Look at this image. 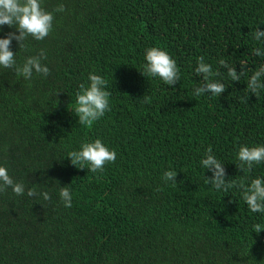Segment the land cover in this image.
Returning a JSON list of instances; mask_svg holds the SVG:
<instances>
[{
	"label": "trees",
	"instance_id": "obj_1",
	"mask_svg": "<svg viewBox=\"0 0 264 264\" xmlns=\"http://www.w3.org/2000/svg\"><path fill=\"white\" fill-rule=\"evenodd\" d=\"M60 4L46 38L10 49L18 65L45 50L50 74L25 80L0 67V166L25 186L21 196L0 192V264H264V231H253L264 213L237 188L215 190L199 163L211 147L226 181L264 179V163L236 167L240 146L264 145V89H246L264 64L253 54L264 50L253 38L264 0H41L49 12ZM15 31L0 26V38ZM150 47L176 61L175 86L140 74ZM200 56L220 72L218 97L193 95ZM220 59L244 70L239 82ZM90 73L108 82L111 110L85 127L72 110ZM97 138L115 162L102 173L72 166L67 153ZM168 170L176 184L162 179ZM69 185L65 208L59 188ZM30 188L50 200L28 197Z\"/></svg>",
	"mask_w": 264,
	"mask_h": 264
},
{
	"label": "clouds",
	"instance_id": "obj_2",
	"mask_svg": "<svg viewBox=\"0 0 264 264\" xmlns=\"http://www.w3.org/2000/svg\"><path fill=\"white\" fill-rule=\"evenodd\" d=\"M65 11L64 5H57L52 12L46 11L41 6V0H0V26L15 28V32L7 33L5 38H0V67L12 69L15 75L30 80L33 74L47 77L50 74L49 68L42 64L46 59L45 50L41 49L35 56L24 59L21 65L16 63V53L11 51L13 41L17 42L19 50L26 47L25 41L31 37L40 41L46 38L52 31L54 12ZM18 33V35L16 34ZM253 38L264 43V31L255 30ZM256 56H264V50L254 49ZM145 63L142 65L140 74L145 77L160 79L167 86H175L180 80L179 68L176 61L164 50L158 47H150L145 50ZM220 68L226 69L227 76L235 82H239L244 75L241 69L239 74L235 67L231 66L224 59L218 61ZM194 72L201 77L203 83L193 89L194 96L211 94L219 96L225 91V85L213 80L214 76L220 75L219 71L214 72L212 66L204 62V57L197 58ZM264 64H262L249 78L246 89L251 96H259L264 89ZM87 84H80L79 91L76 93L75 107L72 110L77 122L81 126L91 127L99 121L107 111H110L109 97L111 93L107 91L108 82L100 75L90 73L87 77ZM249 95L242 97L247 103ZM150 97L144 95L142 101L150 102ZM72 166H88V171L92 173L103 172L106 164L114 163L116 152L109 150L108 147L99 139L92 142L80 143L79 150L69 151L66 155ZM238 161L236 167L240 172H251L254 165L264 163V145L259 146H240L236 153ZM200 165L211 172L210 178H205V182L210 184L215 190L227 192L229 189L237 188L243 201L252 213H264V179L254 178L250 181L225 180V169L223 164L212 154L209 147L205 152V157L199 162ZM177 172L168 170L163 173L164 182L176 184ZM11 189L16 196L25 194V186L21 182H16L8 174L4 166H0V192ZM28 197H42L44 201L50 200L47 191L37 192L35 188L27 190ZM59 198L65 208L72 207V192L70 185L59 188ZM254 233L264 231V225L257 223L253 226Z\"/></svg>",
	"mask_w": 264,
	"mask_h": 264
}]
</instances>
